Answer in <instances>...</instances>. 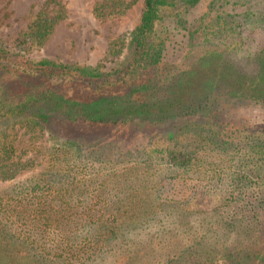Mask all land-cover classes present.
<instances>
[{
  "label": "trees",
  "instance_id": "trees-1",
  "mask_svg": "<svg viewBox=\"0 0 264 264\" xmlns=\"http://www.w3.org/2000/svg\"><path fill=\"white\" fill-rule=\"evenodd\" d=\"M107 1L113 10L127 8L124 0ZM201 1L143 0L127 57L109 73L25 52L43 46L65 18L61 0H45L16 45L0 40V180L9 182L0 189V264H89L159 209L174 219L179 237L189 234L174 257L161 255L165 264H264V124L234 125L227 115L231 107L264 108V48L246 50L242 30L252 23L264 33V9L231 19L221 12L229 0H212L193 17ZM178 36L187 38L184 58L197 55L189 79L186 63L172 60ZM201 71V93L188 99L186 83ZM77 121L169 126L142 136L138 150L159 155V175L171 166L178 184L212 182L220 204L199 217L190 188L181 197L163 185L152 194L154 156L130 163L134 151L126 158L108 143L122 160L119 171L109 170L115 154L100 156L95 143L56 133L59 123ZM16 126L55 143L41 153L31 137L19 148ZM230 198L238 204L223 205Z\"/></svg>",
  "mask_w": 264,
  "mask_h": 264
},
{
  "label": "rangeland",
  "instance_id": "rangeland-1",
  "mask_svg": "<svg viewBox=\"0 0 264 264\" xmlns=\"http://www.w3.org/2000/svg\"><path fill=\"white\" fill-rule=\"evenodd\" d=\"M44 1L0 0V40L6 42L9 46L16 45L18 38L23 36L29 23L40 10ZM124 1L127 2L126 9L120 7L122 8L121 10L120 8L113 10L111 3L107 0H61L65 5V18L56 24L52 34L44 42L43 46L28 47L27 45V51L25 52L36 59L50 58L64 63H78L91 69L99 70L102 73L113 72L127 57V44L129 43L130 33L139 20L143 9V0ZM211 1H201L195 11L191 13L192 16L195 17L207 12ZM245 2V0H229L224 5V9H221V12L224 14L228 13L231 19H235V17L238 18L240 13L249 7L255 11L264 9V0H251L248 4H245ZM97 5L101 6V14L99 16L95 14V7ZM119 10L122 12L119 13ZM256 26L252 23L243 24L242 30L243 36L246 38V50L251 48L253 51H258L264 48V33L261 28ZM186 43L187 38L183 36L177 37L174 45L175 50L172 52V60L173 62L182 64V67L186 63L188 74L186 77L189 79V71L193 70L192 63L197 59V55L187 59L184 58ZM215 69L221 68L217 66ZM205 74V71H201V77H198L197 82L192 85L186 83L188 99L201 93L203 81L206 79ZM17 84L19 83L17 82ZM230 109L227 110V115L234 125H239L246 120L257 125L264 124V108L251 106L244 108L231 107ZM167 129H169V126L116 125L77 121L59 123L56 133L60 134L62 140L76 138L95 143L101 148L99 155L103 157L111 153L115 154V159L118 158L117 152L113 153L106 148L109 144L124 149L126 158L129 150L134 151V157L130 159L131 161L128 160L130 163L134 159L142 162L147 159V156H154L151 164V168L154 169H152V174L148 178L152 182L151 185L154 186V188L152 187V192H154L152 194H158L160 186L163 185L168 186L167 190L170 188V195L179 194L181 197L182 192L190 188L189 190H193L192 197L196 196V199H193V203L201 211L198 213L199 217H210L217 205L220 204L218 200H215L213 193H211L214 187L212 182L203 181L199 184L198 180L189 177L183 184H178L179 179L174 180L175 173L173 174L171 166V170L167 175H159L157 168L165 165L164 162L162 163L159 160V155L154 154L153 156H149L148 152L138 150L142 136L162 134ZM12 134L13 142L19 148H24L27 144L26 142L32 137L33 148L41 153L47 146H53L55 143V140L49 138L48 134L42 135L26 130V128H19L18 126L15 127ZM121 161V158H118L116 166L114 164L112 168L108 169L119 171L121 169L119 165H122ZM125 164L126 168L130 167V165H127L126 159ZM24 175L22 174L21 176L23 177ZM8 183L0 180V189L7 186ZM201 185L205 186L202 187ZM224 186L228 187L225 183L219 187L225 189ZM205 189L208 192L203 194L205 193ZM195 191L197 192L194 193ZM175 197L179 200V197ZM227 203L234 206L238 204L232 198L226 199L223 205ZM226 210H228V207H223L221 212H225ZM167 213L168 211L162 213L161 209H159L156 219L151 215L148 217L151 219L150 223H146V220H143V222L140 221L137 227L127 229L122 239L113 241L111 246L99 255V258L91 261L89 264H146L148 262L165 264V259L161 256L164 252L174 257L175 248L178 244L189 243L186 239H183L184 236H188L189 234L181 233L179 237L178 232L173 230L174 219ZM220 236L223 237V234L221 233ZM182 239L183 243L180 242ZM215 264L225 263L219 261Z\"/></svg>",
  "mask_w": 264,
  "mask_h": 264
}]
</instances>
